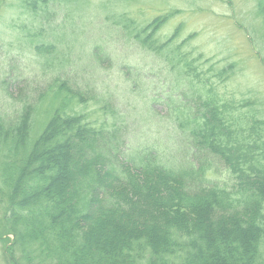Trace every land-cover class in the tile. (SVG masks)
<instances>
[{
    "label": "trees",
    "instance_id": "trees-1",
    "mask_svg": "<svg viewBox=\"0 0 264 264\" xmlns=\"http://www.w3.org/2000/svg\"><path fill=\"white\" fill-rule=\"evenodd\" d=\"M56 3L66 6V0L28 3L35 25L18 52L29 77L5 92V80L11 85L19 75L0 76L4 264H264V109L256 93L229 101L193 60L180 71L169 60L176 100L168 94L167 104L183 155L161 160L136 149L122 160L115 125L113 131L91 122L73 106L89 91L66 72L85 43L71 15L84 13H49ZM256 12L264 69V0H257ZM157 27L152 21L133 30L136 46L175 58L176 34L158 45ZM91 52L108 58L101 44ZM233 68L228 63L211 76L223 82ZM38 113L44 116L35 126ZM216 173L227 178L211 177Z\"/></svg>",
    "mask_w": 264,
    "mask_h": 264
},
{
    "label": "rangeland",
    "instance_id": "rangeland-1",
    "mask_svg": "<svg viewBox=\"0 0 264 264\" xmlns=\"http://www.w3.org/2000/svg\"><path fill=\"white\" fill-rule=\"evenodd\" d=\"M30 1L0 0V76L5 71L19 75L11 85L5 80V92H15L24 77H29L21 71L26 62L18 51L22 49L20 42L28 40L35 25L30 16ZM256 3L257 0H66L65 7L59 3L52 5L49 13H84L82 20L71 15L74 19L70 22L79 24V37L85 43L82 42L83 54H72L73 67L66 72L81 90L89 91L83 94L84 100L74 98L73 106L77 105V110L91 122H103L110 130L115 125L120 159L129 160L140 149L161 160H179L183 155L182 136L177 123L169 117L167 104L168 94L176 100V92L172 91L176 77L167 62L173 60L171 65L180 71L181 65L193 60L204 79L210 75L209 82L216 93L237 101L252 97L251 90L264 109V69L256 53L262 46L257 39L263 32L256 16ZM152 21L158 26L153 35L158 45L176 34L174 44L178 48L174 54L178 57L170 58L164 49L159 52L161 56H156L136 46L133 30ZM251 37L255 38L254 44ZM71 44L81 47V43ZM94 44H101L107 59L95 58L91 52ZM228 63L234 64L231 77L221 82L211 76ZM5 78L6 75L2 77ZM182 79L181 76L178 81L181 83ZM96 93L104 96L92 98ZM43 116L36 114L35 126L40 125ZM211 177L223 180L227 175L216 173ZM0 233V264H4L2 238L7 235L1 225ZM260 249L264 262V242Z\"/></svg>",
    "mask_w": 264,
    "mask_h": 264
}]
</instances>
